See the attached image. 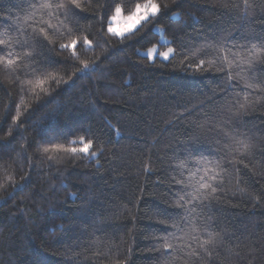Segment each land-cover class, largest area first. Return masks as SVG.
I'll return each mask as SVG.
<instances>
[{"label":"trees","instance_id":"16d2710c","mask_svg":"<svg viewBox=\"0 0 264 264\" xmlns=\"http://www.w3.org/2000/svg\"><path fill=\"white\" fill-rule=\"evenodd\" d=\"M42 2L0 0V54H19L0 64V264H264V53L250 56L264 50V0H154L159 15L125 37L108 17L144 0L52 17ZM154 47L174 55L151 61ZM81 137L96 156L51 150ZM201 160L219 161L223 182L197 205L199 239L165 249L184 215L177 165ZM205 225L216 240L201 247Z\"/></svg>","mask_w":264,"mask_h":264},{"label":"snow or ice","instance_id":"6c2138e0","mask_svg":"<svg viewBox=\"0 0 264 264\" xmlns=\"http://www.w3.org/2000/svg\"><path fill=\"white\" fill-rule=\"evenodd\" d=\"M71 5L74 8H83L84 5L81 3V0H59L57 3H53L52 0H43L42 3L38 5L39 9L48 10L49 17L55 15L52 11L53 9H61L67 11V6ZM160 13V5L154 0H144L143 3H136L133 11L128 13L127 15L123 14V8L120 5H117L113 14L108 17L109 25L107 27V31L109 34L115 35L117 37H125L128 33H134L139 26H142L144 22H148L150 18L158 16ZM40 24L47 23L48 28H53L54 25L48 21H43V18L39 21ZM39 33L48 38V33L43 27L38 28ZM35 31V29H34ZM51 42V41H50ZM84 45L91 47V41L87 38L83 40ZM9 41L7 39L0 38V46L7 47ZM78 40L71 39L70 42L61 44V48H67L72 50L73 56L76 55ZM156 49H149L147 55L148 59L151 60L153 58V54ZM200 50L197 49L191 53L192 56H196L197 52ZM219 55V50H217ZM264 53V50L256 49L255 46L253 51L250 52V56H258ZM170 54L174 55V49L169 47L167 51H163L160 53V56L164 60H168L170 58ZM25 56L30 55V53H24ZM222 59L224 63H226L229 68H231L232 64L235 63L232 59H230L227 55H223ZM215 60V58H214ZM210 61V62H214ZM19 63V54L13 53L11 51L0 54V64L6 65L9 68H14L18 66ZM83 69H87L89 67L86 61L82 62ZM204 64V60L201 59L200 63L197 65L198 68L202 67ZM82 69V70H83ZM229 79H232L231 74L229 73ZM27 83H33L32 81H27ZM46 83V79H41L37 77L34 82V89L39 88L43 90V85ZM241 107H245V105H241ZM16 118H14L15 122ZM76 141L71 143V146L65 147L63 145L54 146L52 151L62 150L67 151L72 154L82 153L84 155L96 156L95 151H91L93 147V141L85 140L84 137L79 139V144L81 146H76ZM238 145L242 146L244 150H246L249 146L242 140L236 142ZM44 152H49V148H44ZM235 151L240 152L243 155V151L238 147ZM49 159H52L49 156ZM179 169H181L180 176H184V170H188V175L184 179H177L176 183L180 185V189L178 190L176 207L184 209V215L181 217L179 222H174L171 227L174 231L168 232V234L164 237L163 246L165 249H172L174 246L177 247H189V240H198V236L194 235L198 233L202 229L198 226L197 220L201 217V213L197 209V205L201 204L203 201L208 200L209 197L213 196L217 192V184L223 182V173L226 172V169L219 161H197L196 170L188 168L186 162H181L177 165ZM207 231L208 239L203 241H199L200 246L203 247L208 244H212L216 240V234L207 229V225L204 226V229ZM172 241H176V245L173 244Z\"/></svg>","mask_w":264,"mask_h":264},{"label":"rangeland","instance_id":"374dc122","mask_svg":"<svg viewBox=\"0 0 264 264\" xmlns=\"http://www.w3.org/2000/svg\"><path fill=\"white\" fill-rule=\"evenodd\" d=\"M128 34H130V33H128ZM128 34H127V35H128ZM154 48L156 49V51H155V53L153 54V58L151 59V61H153V60L156 59V58H159V59H161V60H164V59L160 56V53L158 52V48H157V47H154ZM152 49H153V48H152ZM148 51H149V50H148ZM148 51L144 52V55L147 56V57H148V55H147Z\"/></svg>","mask_w":264,"mask_h":264}]
</instances>
